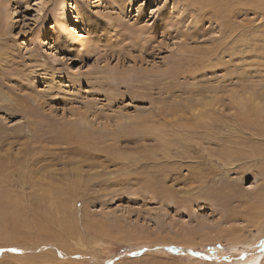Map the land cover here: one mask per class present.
Instances as JSON below:
<instances>
[{"label": "rangeland", "instance_id": "374dc122", "mask_svg": "<svg viewBox=\"0 0 264 264\" xmlns=\"http://www.w3.org/2000/svg\"><path fill=\"white\" fill-rule=\"evenodd\" d=\"M261 112L264 0H0L6 257L264 264Z\"/></svg>", "mask_w": 264, "mask_h": 264}, {"label": "bare ground", "instance_id": "6f19581e", "mask_svg": "<svg viewBox=\"0 0 264 264\" xmlns=\"http://www.w3.org/2000/svg\"><path fill=\"white\" fill-rule=\"evenodd\" d=\"M262 113V112H261ZM262 115H264L263 113L262 114H259L258 116L259 117H262V118H264V116H262ZM264 169V168H263ZM44 180H45V178H44ZM47 186H48V188H53V186H52V182H51V180H49V181H47ZM55 189L56 188H58V187H54ZM51 199L50 200H48L47 202L49 203V206L50 207H53V210H50L49 209V212H50V214L49 215H45V219L47 220V221H51V222H56L57 223V225L58 226H62V223L63 222H70V221H68L67 220V218H66V220H64L65 218L63 217H61L60 216V213H59V210H58V204L60 203V202H62L65 198H63V199H58V202L57 203H54V200L55 199H57V197H55V198H52V197H50ZM262 202V201H261ZM62 203H65V201L64 202H62ZM66 203H67V201H66ZM65 203V204H66ZM60 205V204H59ZM263 206V205H262ZM60 207H61V205H60ZM64 209H65V207H64ZM261 209H262V207H261ZM8 211H4V214H5V217H4V222L8 219V221L9 220H11V219H13V218H10L9 219V217L7 216V213ZM62 212V211H61ZM64 212V211H63ZM15 213H17V211L15 212ZM18 213H20L19 211H18ZM51 213L52 214H55V217L54 218H52V217H50V216H53V215H51ZM262 213V212H261ZM62 214V213H61ZM11 216V215H10ZM58 217H60V219L58 218ZM18 218V217H17ZM20 218V217H19ZM8 221H7V223H8ZM20 221V220H19ZM257 221H258V218H257ZM263 222H264V220H263ZM24 223V222H23ZM17 221H15V220H13L12 222H11V226H10V224H9V226H10V228L9 229H11V227L12 226H14V231L12 232V231H8V229H7V226H4V227H2L1 229H0V233H2V236L3 237H6V246L8 245V247H10V246H12L13 244H17L18 245V242H17V239H19L20 237H18V236H16V234H15V232L17 231ZM64 227V226H63ZM62 227V228H63ZM71 227L68 225V226H65V228H64V230H67V231H70L71 229H70ZM100 229V228H99ZM63 231V230H62ZM104 231V230H103ZM56 232H61V231H56ZM64 233V232H63ZM259 235H257L256 237H255V240L256 239H260V238H262L263 236H264V223H263V225L261 226V229H260V231H259ZM60 234V233H59ZM61 235V234H60ZM59 235V237L61 238L62 236H60ZM29 236V235H28ZM192 237V236H191ZM32 238V237H31ZM63 238H61V240H62ZM101 240V239H100ZM189 240H190V238H189ZM235 240V239H234ZM56 241H59L58 239H56ZM97 241V240H96ZM99 241V240H98ZM237 241V240H236ZM256 242V241H255ZM189 243V242H188ZM44 244V243H43ZM16 245V246H17ZM19 246H21V245H19ZM25 246L26 245H23L22 247H15L16 249H15V251L17 252V253H28L30 256H31V254H30V252H33L34 253V248H36L35 247V245H33V246H29V247H27V248H25ZM71 246V245H70ZM190 246V245H189ZM59 247V246H58ZM91 247V246H90ZM55 247H52V252L51 253H55L56 254V256H58L57 255V250H55L54 249ZM10 249H12L11 247L10 248H6V249H0V264H15V262L14 263H12L11 262V259L13 258V257H6V255H10V251L13 253V252H15V251H12V250H10ZM62 249H64V248H62ZM38 250V249H37ZM72 251V250H71ZM50 252V251H49ZM62 252H63V250H62ZM64 253H67V252H63L62 254L64 255ZM14 254V253H13ZM28 254H26L28 257H29V255ZM60 254V253H59ZM22 255V254H21ZM70 255H72V254H70ZM263 255H264V253H263ZM19 256V255H18ZM4 257H6V258H4ZM22 257V256H21ZM35 257V256H34ZM33 257V258H34ZM17 258V257H16ZM24 258V257H23ZM25 258H27V257H25ZM30 258V257H29ZM32 258V257H31ZM30 258V259H31ZM21 259V258H20ZM35 259V258H34ZM42 259V258H41ZM40 259V260H41ZM262 259H263V257H262ZM37 260H39V259H37ZM28 261H30V260H28ZM27 261V262H28ZM42 261V260H41ZM40 261V262H41ZM38 262V261H37ZM254 262H257V260L256 261H254ZM18 263V262H17ZM16 263V264H17ZM21 263V262H20Z\"/></svg>", "mask_w": 264, "mask_h": 264}, {"label": "snow or ice", "instance_id": "6c2138e0", "mask_svg": "<svg viewBox=\"0 0 264 264\" xmlns=\"http://www.w3.org/2000/svg\"><path fill=\"white\" fill-rule=\"evenodd\" d=\"M261 248L264 249V242L261 243ZM10 250L15 251V249H10ZM241 258H243V257H241Z\"/></svg>", "mask_w": 264, "mask_h": 264}]
</instances>
